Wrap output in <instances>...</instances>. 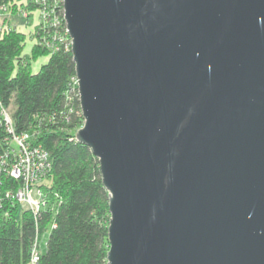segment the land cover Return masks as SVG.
I'll use <instances>...</instances> for the list:
<instances>
[{
  "label": "water",
  "instance_id": "water-1",
  "mask_svg": "<svg viewBox=\"0 0 264 264\" xmlns=\"http://www.w3.org/2000/svg\"><path fill=\"white\" fill-rule=\"evenodd\" d=\"M64 18L107 264H264V0H64Z\"/></svg>",
  "mask_w": 264,
  "mask_h": 264
},
{
  "label": "trees",
  "instance_id": "trees-1",
  "mask_svg": "<svg viewBox=\"0 0 264 264\" xmlns=\"http://www.w3.org/2000/svg\"><path fill=\"white\" fill-rule=\"evenodd\" d=\"M5 1L12 7L37 10L30 0H0V4ZM60 29L65 33L64 23ZM34 33L31 54L23 55L27 34L15 27L0 31V111L2 107L11 110L17 131L35 126L37 140L51 154L50 179L42 187L59 192L62 201L40 264H107L109 192L98 157L75 136L84 116L74 83L72 47L52 50L44 43L46 33L39 23ZM42 54L47 55V61L33 72L29 58ZM5 135L0 124V151ZM18 184L19 180L6 177L4 187ZM49 215L45 212L36 218L19 204L5 202L0 208V264H26L31 245L45 231Z\"/></svg>",
  "mask_w": 264,
  "mask_h": 264
},
{
  "label": "built area",
  "instance_id": "built-area-1",
  "mask_svg": "<svg viewBox=\"0 0 264 264\" xmlns=\"http://www.w3.org/2000/svg\"><path fill=\"white\" fill-rule=\"evenodd\" d=\"M30 1L37 4L38 23L41 30L46 33L44 43L52 50L62 46L72 47V39L64 18V0H62V18L61 0ZM11 5V2L2 4L0 14H7ZM24 15L26 16L27 12H24ZM63 23L65 33L60 29ZM74 83L78 87L77 76L74 78ZM0 124L6 131L4 148L0 151V208L4 207L5 202H10L11 205L17 203L22 210L28 209L38 218L50 207L49 213L55 215L61 197L57 191L42 187L49 178L52 159L50 151L37 140L38 129L33 127V129L17 131L13 116L5 107H2L0 111ZM6 177L19 180V184L4 187ZM51 214L47 223L56 225L54 215ZM46 231L45 229L35 238L26 264H40L43 249L47 245V241H43Z\"/></svg>",
  "mask_w": 264,
  "mask_h": 264
},
{
  "label": "rangeland",
  "instance_id": "rangeland-1",
  "mask_svg": "<svg viewBox=\"0 0 264 264\" xmlns=\"http://www.w3.org/2000/svg\"><path fill=\"white\" fill-rule=\"evenodd\" d=\"M6 2L7 3H9V1H5V2H2L1 4H0V6L2 5V4H6ZM30 10H32V9H29V8H26L25 6H13L12 7V5H11V9L9 10V12L7 13V14H0V31H3V29H5V28H10V27H12V25L11 24H7V23H3V19H1V17H7L9 14H11L12 12H21V13H23L24 14V12H27V15H26V17L27 18H29V16L31 15V13H30ZM2 23V24H1ZM32 36L36 39V37H35V33L34 34H32ZM32 47H33V44H32V41L31 40H29V39H26V43H25V45H24V47H23V49H22V54L23 55H29V54H31V51H32ZM29 61H30V65H31V69H32V71L33 72H36V71H38L39 69H40V67H41V65L43 64V63H45L46 61H47V55H39V56H37V57H30L29 58ZM11 111V110H10ZM11 113V112H10ZM11 115H12V113H11ZM35 127V126H34ZM32 129H33V127H32ZM49 179L50 178H48L47 179V181H46V184L49 182ZM49 190V189H48ZM58 194H59V196H60V193L58 192ZM61 197V196H60ZM61 199H59V201H58V205L61 203ZM51 214V213H50ZM51 215H54V214H51ZM47 225L45 226V229L47 230L45 233H44V236H43V241H47L48 240V237H49V232L51 231V228H53V227H55V225H51V223L49 222V223H46ZM49 229H50V231H49ZM45 245V244H44ZM45 247H46V245H45Z\"/></svg>",
  "mask_w": 264,
  "mask_h": 264
},
{
  "label": "crops",
  "instance_id": "crops-1",
  "mask_svg": "<svg viewBox=\"0 0 264 264\" xmlns=\"http://www.w3.org/2000/svg\"><path fill=\"white\" fill-rule=\"evenodd\" d=\"M31 15L27 18L21 12H12L7 17H1L3 19V23L11 24L12 27L17 28L20 31H23L27 34V39L32 41L34 45L36 43V39L32 36L36 29V26L39 21V16L37 10H30ZM2 24V23H1Z\"/></svg>",
  "mask_w": 264,
  "mask_h": 264
},
{
  "label": "bare ground",
  "instance_id": "bare-ground-1",
  "mask_svg": "<svg viewBox=\"0 0 264 264\" xmlns=\"http://www.w3.org/2000/svg\"><path fill=\"white\" fill-rule=\"evenodd\" d=\"M76 136V135H75ZM28 210V209H25ZM31 214H33L30 210H28ZM50 211V207L46 209V213H48Z\"/></svg>",
  "mask_w": 264,
  "mask_h": 264
}]
</instances>
